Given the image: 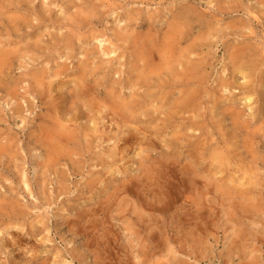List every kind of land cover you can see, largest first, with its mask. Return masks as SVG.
Here are the masks:
<instances>
[{
    "label": "rangeland",
    "instance_id": "obj_1",
    "mask_svg": "<svg viewBox=\"0 0 264 264\" xmlns=\"http://www.w3.org/2000/svg\"><path fill=\"white\" fill-rule=\"evenodd\" d=\"M0 264H264V0H0Z\"/></svg>",
    "mask_w": 264,
    "mask_h": 264
},
{
    "label": "bare ground",
    "instance_id": "obj_2",
    "mask_svg": "<svg viewBox=\"0 0 264 264\" xmlns=\"http://www.w3.org/2000/svg\"><path fill=\"white\" fill-rule=\"evenodd\" d=\"M171 30V29H170ZM155 43V42H154ZM193 46V45H192ZM158 49V48H157ZM188 53V52H187ZM125 54V53H124ZM190 55V54H189ZM180 56V55H179ZM129 57V56H128ZM196 58V57H195ZM133 59V58H132ZM153 59V58H152ZM129 63V62H128ZM134 63V62H133ZM176 64V63H175ZM166 65V64H165ZM159 69V67H158ZM185 73V72H184ZM160 74V73H159ZM172 75V74H171ZM197 75V74H196ZM169 76V75H168ZM136 78V77H135ZM167 78V77H166ZM162 80V79H161ZM187 80V79H186ZM194 80V79H193ZM178 95V94H177ZM189 95V94H188ZM190 96V95H189ZM143 97V96H142ZM90 99V98H89ZM137 102V101H136ZM183 106V105H182ZM190 106V105H189ZM56 109V108H55ZM135 110V109H134ZM172 113V112H171ZM168 117V116H167ZM173 119V118H172ZM183 119V118H182ZM55 136V135H54ZM220 160V159H219ZM156 162V161H154ZM220 162V161H219Z\"/></svg>",
    "mask_w": 264,
    "mask_h": 264
}]
</instances>
